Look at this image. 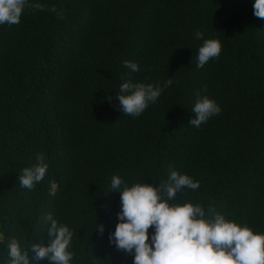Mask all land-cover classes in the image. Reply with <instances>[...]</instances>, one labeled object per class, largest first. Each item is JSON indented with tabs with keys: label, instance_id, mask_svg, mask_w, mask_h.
I'll return each mask as SVG.
<instances>
[{
	"label": "trees",
	"instance_id": "trees-1",
	"mask_svg": "<svg viewBox=\"0 0 264 264\" xmlns=\"http://www.w3.org/2000/svg\"><path fill=\"white\" fill-rule=\"evenodd\" d=\"M32 2L57 12L26 9L19 24L0 25V264H10L12 238L29 248L30 264H48L30 244L47 245L49 213L74 232L71 264H133L109 241L121 210L114 175L158 187L170 169L187 174L200 187L173 202L264 233V19L255 0ZM206 39H219L222 52L198 68ZM169 78L139 117L119 110L125 81ZM197 93L221 107L199 128L190 125ZM38 154L49 165L44 180L21 187Z\"/></svg>",
	"mask_w": 264,
	"mask_h": 264
},
{
	"label": "clouds",
	"instance_id": "clouds-1",
	"mask_svg": "<svg viewBox=\"0 0 264 264\" xmlns=\"http://www.w3.org/2000/svg\"><path fill=\"white\" fill-rule=\"evenodd\" d=\"M26 9L57 12L55 6L48 8L32 0H0V25L19 24ZM253 10L256 18L264 19V0H255ZM195 38L203 39V34L198 31ZM222 47L219 39L204 40L196 55L197 67L203 68L210 60L218 59ZM123 64L133 72L139 71L138 64L132 61L125 60ZM172 84L171 78L163 85L125 81L116 97L119 110L124 115L139 117ZM112 99L111 95L107 97L109 102ZM192 111L195 118L190 125L199 128L219 115L221 107L208 95L197 93ZM36 160L35 165L22 170L21 187L31 190L44 180L49 165L43 154H38ZM199 187V181L173 169L158 187L147 182L129 185L120 176H112L111 192L120 194L121 210L117 213L119 223L109 234L110 243L118 251L134 254L133 264H264V233L255 232L247 223L229 220L215 209L206 212L200 204L173 202L178 193ZM45 220L50 225L48 243L30 244L34 259L47 260L48 264H71L75 256L71 251L73 230L51 213ZM153 226L155 233L150 234ZM97 230L103 235L105 226L98 224ZM7 249L10 264H30L29 248L22 247L17 238L10 240Z\"/></svg>",
	"mask_w": 264,
	"mask_h": 264
}]
</instances>
